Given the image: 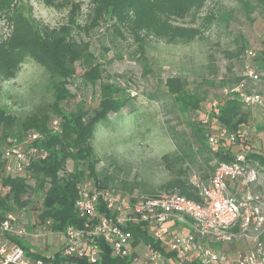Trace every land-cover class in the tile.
Listing matches in <instances>:
<instances>
[{"label":"trees","instance_id":"16d2710c","mask_svg":"<svg viewBox=\"0 0 264 264\" xmlns=\"http://www.w3.org/2000/svg\"><path fill=\"white\" fill-rule=\"evenodd\" d=\"M43 1L50 6L73 5V0ZM257 3L258 7L264 10V0L246 2L248 17L253 14ZM88 6L84 26L88 31L97 27L106 18H115L119 23L131 24L136 29H152L172 19L184 18L191 9L188 0H89ZM250 19L253 21L255 17L252 16ZM70 22L73 23V20ZM74 26L76 27L75 24ZM71 31V27L51 28L37 20L25 12L20 0H0V93L2 84L13 79L27 60L47 70L54 91L53 101L49 107L42 108L22 121L6 113L0 106V219L6 212L14 211L16 208L22 209L30 204L32 202L30 195L38 190L43 196L37 199L39 212L37 211L35 217L40 222L49 220L51 231H64L67 226L79 227L83 223V219L74 208L77 197L76 184L82 178L89 177L100 186L114 185L121 195L131 193L133 190L132 187L125 185L117 186L112 174L96 171L99 158L93 147V139L99 126L109 124L112 115L132 110L130 94L113 84L101 82L100 96L92 110L85 108L83 101L70 111L61 106V102L69 94L65 89V83L75 74L74 63L84 51L72 39ZM262 45L264 46V38ZM244 47L245 45H240L230 52L229 56L242 58ZM256 55L255 53L253 58ZM256 59L258 65L254 71L258 76H264V48ZM241 79V75L228 79L221 78L216 94L208 96L207 89L203 86H212L215 80L203 78L190 85L186 78L172 75L165 78L164 90L148 93L150 100L169 99L171 106L176 108L177 117L178 114L184 117L188 131L176 130L170 126L168 133L175 147L171 152L162 154L161 159L173 175L158 188L144 189L142 194L156 195L171 190L188 199L200 201L191 176L196 173L200 181L207 182L218 163L232 160L238 151L244 152L247 160L255 161L264 169V157L258 153L260 149L246 148L250 139L244 140L239 133L242 124L248 128L252 127L249 107H246L236 95L221 93L222 87L233 85ZM206 101L207 108L202 110ZM201 110L203 111L201 118L195 117ZM51 116L59 119L57 132H52L49 128ZM14 125L18 128L16 132L11 131ZM30 128L40 135L39 139L31 143L45 149L47 156L30 163L28 179L4 176L1 150L6 137L10 135L16 140H21L23 134ZM219 128H226L236 138L234 141L220 139L219 144L212 149L207 142L206 134ZM260 128L264 130V125ZM69 160L72 162L70 170L66 165ZM103 212L100 207L98 213ZM133 234L136 242L150 240L139 228H135ZM96 242L100 247V260L95 264H130V257L112 256L109 246L101 239H97ZM24 248L26 253L33 257L39 256L40 252L45 253L44 248L35 249V253H31L28 246Z\"/></svg>","mask_w":264,"mask_h":264},{"label":"rangeland","instance_id":"374dc122","mask_svg":"<svg viewBox=\"0 0 264 264\" xmlns=\"http://www.w3.org/2000/svg\"><path fill=\"white\" fill-rule=\"evenodd\" d=\"M188 1L191 9L184 18L172 19L152 29H136L115 18H106L88 31L84 26L89 0H73V5L64 6H50L43 0H20L26 13L49 27H71L72 39L84 49L74 63L75 74L65 83L69 94L61 102L62 108L70 111L83 101L85 108L92 110L100 96L101 82L113 84L132 97V110L110 116L109 124L99 126L93 139L99 158L96 171L112 174L117 186L132 187V193L158 188L172 177V171L161 159L162 154L175 147L168 129L173 126L188 131L184 117L182 114L177 117L169 99L150 100L148 93L164 90L165 78L178 75L190 85L203 78L215 80L214 85L203 86L208 96L214 95L221 78L240 76L246 66L255 69L256 57L264 48V10L257 3L250 17L246 11V2L256 0ZM240 45H245L242 58L230 57V52ZM248 51L255 52L256 57L248 56ZM259 77L253 88L264 94V76ZM49 80L45 68L31 60L25 61L16 76L2 84L0 106L21 121L49 107L54 97ZM206 108L207 101L202 110ZM255 109L249 108L252 125L258 130L259 124L263 126V111ZM202 110L195 117L201 118ZM17 129L15 125L11 127L12 132ZM245 147L264 148L263 129L261 135L258 132L251 135ZM66 165L71 166L72 162L69 160ZM42 196L37 190L30 195V204L14 212L24 221L34 219L39 212L37 199ZM48 240L50 249L56 247V242Z\"/></svg>","mask_w":264,"mask_h":264},{"label":"built area","instance_id":"2783aa9c","mask_svg":"<svg viewBox=\"0 0 264 264\" xmlns=\"http://www.w3.org/2000/svg\"><path fill=\"white\" fill-rule=\"evenodd\" d=\"M247 54L255 56L253 51ZM241 76L237 83L222 87L221 93L236 95L246 107L260 108L264 121V94L253 88L259 76L248 66ZM59 124L58 118H52L49 128L57 132ZM240 127L244 140L257 134L254 125ZM39 138L33 131L25 132L21 140L6 137L1 150L4 176L30 178V163L48 154L31 143ZM206 138L214 149L220 139L234 141L236 136L219 128L207 132ZM258 153L264 157V148ZM263 173L255 161L238 151L232 160L219 162L207 182L191 177L200 201L171 190L121 195L114 185L100 186L84 177L76 184L74 201L83 219L81 226L51 231L49 220L24 221L8 211L0 219V264H95L100 260L97 239L110 247L112 256L130 257V264H264ZM100 207L103 213H98ZM135 228L150 240L136 242ZM49 238L56 247L50 249ZM243 241L250 246H236ZM24 246L31 253H35L32 246L44 248L45 253L33 257Z\"/></svg>","mask_w":264,"mask_h":264},{"label":"crops","instance_id":"0c3cea01","mask_svg":"<svg viewBox=\"0 0 264 264\" xmlns=\"http://www.w3.org/2000/svg\"><path fill=\"white\" fill-rule=\"evenodd\" d=\"M253 110H256L255 107L252 108V111H253ZM262 120H263V117H262ZM252 122H253V116H252ZM259 127H261L260 124H259V126H258V135H261V130H262V129L260 130ZM260 145H261V144H260V142L258 141V142H257V147H259ZM236 246H238V247H249V246H250V243H247V242L243 241V242L237 244ZM229 247H230V249L233 250V248H234L235 246L231 245V246H229Z\"/></svg>","mask_w":264,"mask_h":264}]
</instances>
